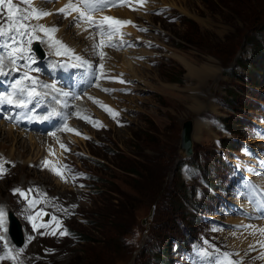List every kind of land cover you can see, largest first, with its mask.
<instances>
[{
    "label": "rangeland",
    "instance_id": "374dc122",
    "mask_svg": "<svg viewBox=\"0 0 264 264\" xmlns=\"http://www.w3.org/2000/svg\"><path fill=\"white\" fill-rule=\"evenodd\" d=\"M14 1L19 4V0ZM64 1L61 4L67 3V0ZM171 1L166 0L167 3ZM173 1L176 4L172 6L164 4L162 0H146L143 5L136 0H110L111 4L122 3L123 6H110L101 15H96L101 17L117 10L145 15L134 19L125 18L119 13L124 19L115 15L112 17L132 21L131 25L124 28H133L137 34L148 38L145 43L138 42L137 54L131 52V42L124 45L131 48L132 54L125 51L123 56L125 61H129L126 63L133 64H130L131 70L136 72L141 68L146 76L142 73L143 78L140 75L135 80L125 69V72L114 73L125 81L126 88L123 90H120L123 83L115 79H103L102 87H94L102 78L97 76L92 79L89 88L99 101L118 113L115 119L98 104L91 106L81 97L73 95L72 99L78 105L76 113L68 116L65 122L82 135L72 131L64 135L65 140L61 144L70 151L60 146L61 153L55 154L54 140L49 138L37 143L30 138L31 132L16 129L9 118L23 117L21 108H4L0 111V128L4 129L0 131V154L12 159L3 163L9 174L0 181V202L12 208L16 222L21 226V235L23 238L26 235L27 239L15 263L7 261L1 264H21L23 260L25 263L22 264H216L224 253L230 254L237 264H264L262 244L257 246L254 243V247L231 251L235 249L231 245L232 241L238 239L234 232H238L243 223L228 219H238L249 213L232 209L233 213L225 215L231 205L239 208L238 201L243 193L252 209L258 207L259 200L264 203V142H256L264 138V121L259 123V138L247 139L248 145L239 152L237 164L241 166V174L233 191L223 196L221 193L226 184L212 181L216 197L220 196L216 207H210L209 203L207 205V198L199 200V197L191 194L194 185L199 186V183L185 170L182 173L180 168L182 160L187 157L181 147V133L186 120L194 121V151L190 157L200 164L206 177H212L221 172L220 167L223 166L217 141L221 140L224 146L238 148L245 136L241 128L244 119L259 112L264 116V112L256 109L264 101V5L260 10L253 8L254 2L224 8L218 5V0H206L210 3L208 8L203 0ZM254 1L264 4V0ZM52 15H57L55 18L58 21L62 20L58 11ZM5 16L6 12L0 15V22ZM39 23L49 26L41 20ZM261 26L263 28L258 35ZM138 28L146 31L137 32ZM137 34V37L145 40ZM36 35L38 38L31 45H27L28 38L24 39L25 46L31 48L35 41H39L48 46L49 57L42 59L31 52L33 60L22 59L19 62L21 65H16L19 74L11 80H19L28 68L33 72L39 68L36 72L40 75L38 82L42 81L37 85L38 91L54 94L51 88L40 86L54 84L62 93L70 91L73 94L71 86L64 83L66 79L56 81L49 75L47 63L55 77H65L63 72L55 74L53 71L50 58L54 49L49 47L48 37L42 32ZM57 37L58 33L55 35ZM127 39L130 38H126V42ZM1 40L5 44L11 43L3 37ZM112 43L115 47L123 45L116 40ZM259 45L260 49L257 48ZM104 49L108 50L110 46ZM143 50L146 53L142 54ZM2 54L5 53L0 51V57ZM74 54L86 60L80 53ZM139 54L145 56V59L136 58ZM57 60L59 62V58ZM120 62L117 61L118 65ZM106 63L104 77H112V71H107ZM188 64L203 69L204 74H190ZM66 65L62 67H70ZM107 66L116 70L111 64ZM29 75L35 78L33 73ZM75 75L76 72H73L71 77L75 78ZM10 78H2L7 82L0 80V95ZM24 83L27 87L32 86L30 82ZM16 98H19L18 92ZM49 104L52 107L58 105L51 99ZM69 107L72 110V106ZM64 109L60 111L63 113ZM86 109L91 110V113L86 114ZM46 113L50 112H41L43 119ZM81 117L102 122L103 126H94ZM215 117L224 120L228 131L220 128ZM9 125L14 128L10 133L7 131ZM28 125L32 127L35 123L29 121ZM36 125L53 126L47 119ZM199 125L201 127L197 130ZM51 129L45 128L44 134H50ZM45 160L49 162L48 168L43 166ZM54 161L64 172L66 182L51 170L55 167ZM130 161L138 166L130 165ZM121 164L130 169H138L139 174L121 169ZM65 165L70 171L64 170ZM135 182L141 185V189H136ZM32 183L36 188L44 186L45 192L48 190L50 193L46 198L41 196L34 208L28 207L24 211L13 189L21 187L28 190ZM100 190L106 193L102 197ZM107 198L114 204H121V209L126 210L122 212L120 223L122 228H127L128 232L123 235V239L128 247L121 252H114L110 243H106L107 229L98 232L97 227L93 226L99 223L93 215L95 206ZM199 202L209 206L210 211L205 209L206 206L201 211H195L193 204ZM41 210L43 213L50 211L51 218L57 217L63 228L68 232L72 228L76 235L47 234L56 230L57 222L52 219L47 228L34 231L26 217ZM213 210H216L212 213L214 215L211 214ZM249 212L253 211L250 209ZM204 214L215 218V221L208 219L200 222ZM259 215L261 222H264V211H259ZM36 223H41V220ZM190 228L202 229L204 234L194 245L185 242V247L192 248V251L186 252L185 257L177 255L173 249L174 239L183 238L184 230ZM4 232L2 229L0 234ZM81 233L94 239L95 244L83 241ZM29 237L33 239L29 240ZM4 239L11 244L9 235ZM258 241L264 242L260 237ZM205 251L207 255H203ZM163 254L167 256L163 258ZM237 254L243 257H237Z\"/></svg>",
    "mask_w": 264,
    "mask_h": 264
},
{
    "label": "snow or ice",
    "instance_id": "6c2138e0",
    "mask_svg": "<svg viewBox=\"0 0 264 264\" xmlns=\"http://www.w3.org/2000/svg\"><path fill=\"white\" fill-rule=\"evenodd\" d=\"M137 3L143 5L146 3V0H136ZM26 5V7L21 8L20 5ZM110 6H123L122 3L111 4L110 0H67V3L64 4L63 7L57 9V11L63 14L65 17L74 15V19L77 22L78 27H82L84 31H88L89 28H96L99 31L101 36V40L97 45L98 48L102 49L104 47L115 46L112 43L114 37L120 36L122 37L124 33L122 32V28L124 26H128L132 24V21L128 20H121L116 17L112 16H103L100 19H97L96 13L103 11L106 7ZM6 12V16L2 22H0V37L6 38L7 40L11 41L10 44L6 43L4 47L8 48L9 51L7 53L9 60L13 65L16 64L18 58L27 59L32 61L33 58L31 56L32 49L30 47H26L24 43V37H27V45H31L34 39H37V33L42 32L44 36L48 37L49 46L55 50L56 55H70L71 58L80 61V63H84L81 57L76 56L71 48L66 45L62 40L55 38V33L58 31V28L54 26H47L44 24L31 23L32 21H40L45 17L52 15L53 13L39 8L35 6L34 0H19V4L15 3L14 0H0V15H3ZM140 31H146V29H139ZM20 38L19 40L17 38ZM106 38V40H105ZM107 41V42H106ZM19 43V47H16ZM63 49V52L60 50ZM105 56L104 52H100V58L103 60ZM78 66V65H73ZM25 67H30V65H25ZM101 69V76H104V65L101 63L99 65ZM0 71H2V65H0ZM25 81L30 82L32 85L31 87L25 86ZM120 83H125L124 80H118ZM39 82L29 75L28 72H25L23 78L17 80L15 84H13V93H9L6 95H0V104L7 103L9 105H13L14 107H18L21 109H27L29 104L36 98H38L41 93L37 90V85ZM44 88H51L53 92H58L59 89L56 88V85H40ZM99 86V85H97ZM105 91H110L105 89ZM19 93V98H16V93ZM63 96H68L69 93L64 92L62 93ZM79 99V97H75ZM93 100L94 103L98 104L102 107L106 112H108L112 117L115 119L118 116V113L111 109L110 106L104 105L101 101L89 97ZM53 100L56 104H61L63 107H67L66 103H62V101L56 97H53ZM58 113L55 109H53L48 116H45L44 119H49L52 116H58ZM83 119L89 120V122L93 123L94 126H103L102 122H97L91 120L88 117H81ZM11 119V118H9ZM65 128L68 131L75 132L77 135H82L81 133L77 132L75 129L67 128L65 124ZM50 135H55V133H50ZM86 139L88 137H85ZM65 151H70L67 147L63 144L60 145ZM43 166L48 168L49 162L47 160L43 161ZM53 173L59 176L62 180H65L66 177L64 176V172L61 171L59 168H51ZM64 170L70 171L68 167L65 165ZM4 169L3 165H0V176L3 175ZM33 189L22 190V189H13V194H18L22 199L27 201L28 207L30 209L34 208L35 205L39 202L35 199L29 198V193H31ZM75 207V206H73ZM6 210L0 207V229L6 231L3 228L5 218H6ZM42 215H47V213H43L42 210L35 212L34 215H29L26 218L32 223V228L34 231H38L40 228H47L48 223H36L37 220L41 218ZM53 221L57 222L56 230H52L51 232L47 233L50 235H70L66 228L62 227V222L58 220L57 217L53 216L51 218ZM261 234H264V229L260 230ZM44 234V233H42ZM33 239V237H29V240ZM4 237L0 236V241H3ZM262 246H264V242H261ZM251 247V246H250ZM23 249L20 250L22 252ZM20 252L13 255L11 250L5 253V255L0 256V260L9 259L12 261H17V257L20 255ZM207 255L208 253L205 251L203 253ZM238 255V254H237ZM264 258V257H262ZM216 264H237L234 261L230 254L224 253L222 259L216 261Z\"/></svg>",
    "mask_w": 264,
    "mask_h": 264
},
{
    "label": "bare ground",
    "instance_id": "6f19581e",
    "mask_svg": "<svg viewBox=\"0 0 264 264\" xmlns=\"http://www.w3.org/2000/svg\"><path fill=\"white\" fill-rule=\"evenodd\" d=\"M36 1V0H35ZM64 1V0H63ZM156 1V0H155ZM164 2V4H167V5H175L176 2L175 1H171L169 3L166 2V0H162ZM62 2V0H61ZM59 1V3H61ZM65 2V1H64ZM19 3V1H18ZM37 5L39 8H42V9H45V10H48L52 13H57V9L61 8L59 5H50L48 4L45 0H37ZM23 8L26 7V6H22ZM21 7V8H22ZM151 7V6H150ZM50 8V9H48ZM108 12H106L107 14ZM118 13V15H117ZM119 13H122L125 18L127 17H132L134 19H137L139 16L141 17H145V15H143L142 13L141 14H135V13H130L128 12V10H117L115 12H110L108 13L109 16L111 15H115V16H118V17H121V14ZM107 14V15H108ZM74 15L73 14L72 16H67L65 17L63 14H61V18L62 20L61 21H58L55 17L57 16H53V15H49L47 17H45L44 19H42L41 21L44 22V23H47L49 26H54L56 28H58V36H59V40H62L66 45L69 46V48H71L73 50V52H77V53H80L83 57H85L86 59L89 57L91 58H94L96 57V53H95V38L94 36L95 35H99V31L94 28V30H90V31H84V29L82 27H78L76 26L77 25V22L75 21L74 19ZM59 16V15H58ZM123 17V16H122ZM121 17V18H122ZM58 18V17H57ZM60 18V19H61ZM124 19V17H123ZM40 21H32L31 23L33 24H36V23H39ZM131 31L135 32V30L133 28L130 29ZM56 33V34H57ZM136 33V32H135ZM40 34V33H39ZM55 34V35H56ZM137 34V33H136ZM138 36H140L139 34H137ZM142 38H144L146 40V36H140ZM136 38V37H135ZM2 37H0V51H3L5 54L1 55L0 57V65H2V71H0V77L1 78H4V77H8V76H11V77H14L15 75H17V64L23 59V58H18L17 61H16V64L13 65L11 63V61L9 60L8 58V51L9 49L4 47L5 43L2 42ZM23 39H27V37H24ZM117 39V37H114L112 41H115ZM148 39V38H147ZM4 40V39H3ZM129 42H132V39H127V42L125 43V45ZM150 42V41H149ZM45 43V42H44ZM49 45V44H48ZM85 45V46H84ZM16 47H19L18 44L15 45ZM48 47V46H47ZM50 47V46H49ZM83 49V50H82ZM52 51V50H51ZM61 52H63V49L60 50ZM84 51V52H83ZM53 52V51H52ZM74 52V53H75ZM132 53H135V50L134 48L132 49L131 51ZM144 53H146L144 50L142 51ZM125 55V52H123L122 54L121 53H117L116 51H110L109 52V58L111 60H109V58L107 59V63H106V67H107V71H112L114 69L110 68L109 66H107V64H111L113 67L116 68V73L118 74V72H122L124 71L123 69H125V71H128L131 73L132 77L137 80L138 78H140V75L143 73L142 69L139 68L138 70H136V72H134V70H131L130 68V64L126 63V60L125 61V58L123 57ZM141 55V54H139ZM61 55H56L55 54V50L54 52L52 53L51 55V63L53 65V71L55 74H57L58 72H63V74L65 75L69 70H70V67H61L59 69L60 66H63V64H69L67 62V60H65L63 62V64H59L57 58H59ZM67 56V55H66ZM128 56V55H127ZM69 57L71 58V56L69 55ZM120 58H122V61L120 62ZM72 61H75L73 58H71ZM118 62H120V64L118 65ZM129 62V61H128ZM136 62V61H135ZM145 64V63H144ZM133 65V64H132ZM131 65V66H132ZM188 69H189V72L190 74L192 75H203V69H197L196 67L194 66H191L190 64H188ZM124 71V72H125ZM127 72V73H128ZM112 73V72H110ZM115 73V74H116ZM120 74V73H119ZM144 74V73H143ZM145 75V74H144ZM146 76V75H145ZM207 76V75H205ZM204 76V77H205ZM141 77L143 78V76L141 75ZM143 80V79H142ZM140 81V80H139ZM145 82V81H144ZM100 94V93H99ZM88 105V104H87ZM39 111V109L36 110V112ZM60 115L58 116H52L50 117L48 120V123H51L52 125H54L55 123H57L63 116V113L60 111L59 112ZM41 114V113H40ZM49 113H46L44 114V116H48ZM42 115V114H41ZM104 117V116H102ZM104 118H107L106 116ZM202 124V123H201ZM199 127H201L200 125L197 127V130H199ZM13 126H7V131L10 133L12 130H13ZM4 131L3 128H0V131ZM13 135V134H12ZM11 135V136H12ZM10 136V134H9ZM31 139H35L37 143H39L40 141H46L47 139H49V136H43L41 134H33L31 132V134L29 135ZM193 136V135H192ZM264 142V138H259V140H257L256 142ZM21 145H24L21 143ZM61 153V151H60ZM54 158V156H53ZM7 158L3 155L0 154V165H3V162L6 160ZM7 175V172L4 171L3 172V175L0 176V181L4 178V176ZM0 207H2L3 209L6 210V206L0 202ZM6 220V223L4 224V227L6 229V231L3 233V234H0V236H3L4 238H7L8 235V231H7V219L5 218ZM230 221H239L240 219L238 218H235V217H229ZM254 223L255 222H252V223H249L247 224V227H245V229L243 231H238V232H235L236 236H237V240H234L232 241L231 245L232 247H234L235 249L237 250H244L245 248H251V247H254V243L259 246L261 243H259V234H256L255 231H254ZM247 234H250V235H247ZM251 246V247H250ZM231 247V248H232ZM262 251V250H261ZM264 252V251H263ZM5 253L2 252V254H0V256H3ZM243 256V255H242ZM264 260V259H263Z\"/></svg>",
    "mask_w": 264,
    "mask_h": 264
},
{
    "label": "trees",
    "instance_id": "16d2710c",
    "mask_svg": "<svg viewBox=\"0 0 264 264\" xmlns=\"http://www.w3.org/2000/svg\"><path fill=\"white\" fill-rule=\"evenodd\" d=\"M203 1L207 4L208 8H210L209 1H206V0H203ZM248 2H254L252 6L254 9H258V10H260V8L264 5L254 0H218L217 1L218 5L224 8H230L235 4L237 5L246 4ZM262 28L263 26L258 28L259 29L258 35ZM257 48L260 49L261 48L260 45ZM129 164L136 166V167L138 166L136 163L134 164L133 161H130ZM119 167L125 171H129L134 174H139L138 169H130V167H128L127 165L121 164ZM135 183H137L136 189L137 190L141 189L140 188L141 185L138 182H135ZM99 194H101V197H102L106 193L103 190H100ZM121 207H122L121 204L119 203L114 204L113 202L110 201V199L107 198V199H104L103 201L100 200L99 204L95 206L96 211L93 213V215L99 220V223H101V224L97 223L96 225H93V226L97 227L96 230L98 232L102 231L103 229L104 230L107 229L108 237H107L106 243L111 244V245L109 244V246H112L115 249L114 252L116 251L121 252L123 251V249L128 247V245L123 239V235L128 231H127V228H122L123 225L120 223L122 212L125 213L126 210L121 209ZM127 208H129V206H127ZM80 238L85 242H90L91 244H95L94 239H92L89 236L83 235L82 233L80 234ZM166 256L167 255L163 254V258H165ZM159 258H162V257H159ZM98 262L101 263L100 260Z\"/></svg>",
    "mask_w": 264,
    "mask_h": 264
},
{
    "label": "water",
    "instance_id": "95a60500",
    "mask_svg": "<svg viewBox=\"0 0 264 264\" xmlns=\"http://www.w3.org/2000/svg\"><path fill=\"white\" fill-rule=\"evenodd\" d=\"M34 50L38 52L41 56H43V51L38 43L34 45ZM193 129H194V121L186 120L183 125L182 133H181V147L186 152L187 155L193 153Z\"/></svg>",
    "mask_w": 264,
    "mask_h": 264
}]
</instances>
